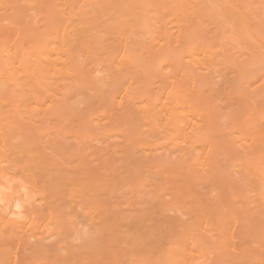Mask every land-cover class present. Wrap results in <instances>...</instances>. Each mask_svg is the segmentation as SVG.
<instances>
[{
    "label": "bare ground",
    "instance_id": "1",
    "mask_svg": "<svg viewBox=\"0 0 264 264\" xmlns=\"http://www.w3.org/2000/svg\"><path fill=\"white\" fill-rule=\"evenodd\" d=\"M0 264H264V0H0Z\"/></svg>",
    "mask_w": 264,
    "mask_h": 264
}]
</instances>
